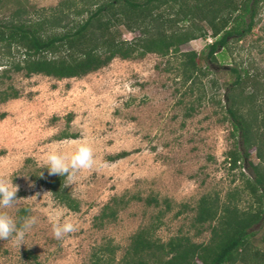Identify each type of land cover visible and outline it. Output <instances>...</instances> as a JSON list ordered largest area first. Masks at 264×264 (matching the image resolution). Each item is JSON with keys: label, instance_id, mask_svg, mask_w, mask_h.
<instances>
[{"label": "rangeland", "instance_id": "obj_1", "mask_svg": "<svg viewBox=\"0 0 264 264\" xmlns=\"http://www.w3.org/2000/svg\"><path fill=\"white\" fill-rule=\"evenodd\" d=\"M18 1L33 19L56 7L63 13L66 7L82 11L75 18L81 19L84 11L94 8L90 1L102 0ZM2 2L0 19L16 8L15 0ZM157 11L162 21L172 20L165 6ZM200 25L206 36L182 44L176 54L114 58L79 78L8 73L9 78L0 80V90L17 93L15 99L0 103V177L11 178L18 187L15 206L3 211L17 220L37 218L18 249L10 241H0V264H90L92 254L106 243L115 249V264L131 235L147 228L161 243L186 236L206 244L214 223H193L200 197L239 210L253 206L244 182L248 172L241 165L229 167L227 154L238 144L224 119L223 95L232 80L229 67L264 70V0H259L251 31L239 41L229 39L228 51L218 50L211 64L204 61V47L213 39ZM184 26L186 22H178L172 28ZM116 31L123 41L141 35L123 26ZM189 52L196 54L195 63L204 72L192 85L181 78V54ZM5 61L6 56H0V63ZM71 140L88 142L97 162H107L79 172L74 180L62 177L61 187L76 201V211L58 202L44 183L58 176L43 167L44 155L57 149L72 151L75 145L67 143ZM120 153L125 154L115 158ZM247 160L257 163L253 148ZM152 198L156 206L145 204ZM112 199L120 201L115 217L96 226L95 217ZM165 203L169 210L160 215ZM55 220L71 221L77 230L55 239L51 232ZM254 229L251 243L264 252V226Z\"/></svg>", "mask_w": 264, "mask_h": 264}, {"label": "trees", "instance_id": "obj_2", "mask_svg": "<svg viewBox=\"0 0 264 264\" xmlns=\"http://www.w3.org/2000/svg\"><path fill=\"white\" fill-rule=\"evenodd\" d=\"M258 3L259 0H102L90 1L94 8L84 11L86 16L81 19L75 18L82 11L70 12V7L64 13L56 7L49 14L33 19L15 0L16 8L0 19V56L7 58L0 63V80L9 78L8 73H22L25 77L42 75L55 80L79 78L103 68L114 58L176 54L182 44L206 36L200 24L209 29L213 39L204 47V61L211 64L216 61L218 50L228 51L229 39L239 41L251 31ZM163 6L171 12L172 20H161L157 10ZM0 9H3L2 0ZM178 22H186V26L173 29ZM117 26L137 30L141 35L123 41ZM181 56L182 82L192 85L204 72L195 63V53ZM204 69L208 70L209 66ZM227 70L232 80L223 95L224 119L238 144V148L235 146L227 154L229 167L241 165L248 172L249 178H244V182L253 206L244 210L227 203L218 206L214 199L202 196L196 203L193 223L197 226L214 223L206 244L191 242L186 236L161 243L152 238L151 229H140L131 235L115 264H264V252L251 243L257 233L254 228L264 226V84L261 81L264 70L257 73L238 66ZM9 90H0V103L17 97L13 89ZM251 148L255 150L256 164L247 160ZM61 180V176H56L44 183L58 202L76 211L77 203L61 187ZM110 201L95 217L96 226L115 217L120 201ZM145 204L157 205L154 198L146 199ZM168 210L165 203L164 211L159 214ZM23 215L24 211L18 213L19 217ZM261 241L264 242V230ZM114 250L110 244H103L92 254L90 264H113Z\"/></svg>", "mask_w": 264, "mask_h": 264}, {"label": "clouds", "instance_id": "obj_3", "mask_svg": "<svg viewBox=\"0 0 264 264\" xmlns=\"http://www.w3.org/2000/svg\"><path fill=\"white\" fill-rule=\"evenodd\" d=\"M75 145L70 152H62L59 149L48 151L43 158V167L48 170L49 175L66 177L74 180L77 174L83 170H93L100 166L94 154L92 146L81 140L67 141ZM18 187L14 186L11 178L0 177V241H10L18 249L24 245L26 234L37 223L35 216L23 217L20 220L14 219L4 209L15 206ZM50 193V192H49ZM45 193V194H49ZM36 199L35 196L32 197ZM77 230L76 224L71 221L55 220L51 226V232L55 239H63Z\"/></svg>", "mask_w": 264, "mask_h": 264}]
</instances>
